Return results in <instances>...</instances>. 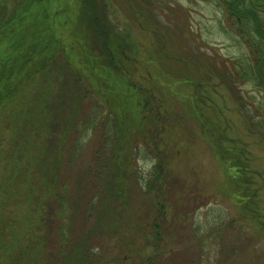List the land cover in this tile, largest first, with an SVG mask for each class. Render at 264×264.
I'll list each match as a JSON object with an SVG mask.
<instances>
[{
	"label": "trees",
	"instance_id": "16d2710c",
	"mask_svg": "<svg viewBox=\"0 0 264 264\" xmlns=\"http://www.w3.org/2000/svg\"><path fill=\"white\" fill-rule=\"evenodd\" d=\"M188 1L209 4L221 28L245 47L248 60L243 64L218 53L209 64L216 73L217 63L222 66L223 83L248 117L251 97L238 85L252 83L253 88H260V95L264 90V0ZM9 2L0 0V264H117L118 255L126 249L134 264H154L165 253L159 242L163 236L159 220L164 217L159 198L152 203L155 217L145 219L148 210L143 215V222L151 223L148 231L142 228L146 242L141 246L150 248L152 255L141 256L137 242H115L120 249L115 254L106 242H88V233L77 242L70 233L79 203L72 193L79 190L85 200L86 184L97 195L108 192L117 198L110 201L114 213L121 206L129 209L131 196L127 197L126 188H118L115 195L112 186L120 185L126 159L133 158L132 144H125L119 136V125L104 123L102 115L97 116V108L104 107L109 118L124 122L125 131L133 123V141L135 128L142 129L148 122L147 105L154 101V92L129 75L133 66L124 56L128 35L109 25L103 14L107 4L101 7L98 0H16L7 9ZM140 4L145 8L137 7L135 20L143 12L147 18L151 16L150 26L155 21L162 27L163 15L152 14L151 1L141 0ZM94 34L102 38L101 49L94 44ZM262 95L257 104L251 102L257 117L264 113ZM263 119L257 125L264 127ZM96 127L99 143L88 155L90 162L81 163L87 157L86 139ZM235 162V175L240 178L242 168L238 159ZM60 164L77 170L72 168L63 176L57 170ZM242 178L241 192L249 184ZM144 183L151 192L154 179ZM94 203L92 198L85 200L86 216L94 214ZM136 228L138 236L140 228Z\"/></svg>",
	"mask_w": 264,
	"mask_h": 264
},
{
	"label": "rangeland",
	"instance_id": "374dc122",
	"mask_svg": "<svg viewBox=\"0 0 264 264\" xmlns=\"http://www.w3.org/2000/svg\"><path fill=\"white\" fill-rule=\"evenodd\" d=\"M14 1L10 0L7 9ZM98 1L101 7L107 4L103 14L109 25L128 35L124 56L133 66L129 75L136 84L153 90L154 101L147 105L148 124L135 128L134 141L133 123L130 127L128 123L125 131L121 119L109 118L104 107L97 108V116L102 115L104 123L119 125V136L125 144H132L133 158L126 159L121 186H112L114 194L118 188H126L131 200L129 209L120 205V218L110 202L117 198L108 192L97 195L94 187L86 184V199L95 201L94 214L86 216V199L79 190L72 193L79 203L71 222V240L77 242L88 233V242H106L115 254L120 251L115 242H137L141 256L152 255L150 248L141 246L146 242L142 228L148 231L151 223H144L143 215L148 210L145 219L155 217L152 203L159 198L164 215L159 220L163 228L159 242L165 253L154 264H264V127L257 125L264 113L255 116L251 105L253 100L256 104L261 101L264 90L260 95V88H253L252 83L238 85L251 97V101L246 99L250 106L247 117L220 77L222 66L217 63L216 73L209 64L213 56L218 58L217 53L243 64L248 60L245 47L233 33L221 28L213 8L203 1L147 0L154 6V16L163 15L162 27L155 21L150 26L151 16L147 18L143 12L141 19L135 20L137 7L145 8L141 0ZM106 27L108 24L103 29ZM93 37L101 49L102 38ZM98 130L96 127L86 139L87 157L81 163L90 162L88 155L99 143ZM236 159L241 176L249 180L242 186L243 192L239 188L243 178L235 175ZM72 168L60 164L57 170L64 176ZM153 179L149 192L144 181ZM135 228H140L138 236ZM128 252L118 255L117 264H134Z\"/></svg>",
	"mask_w": 264,
	"mask_h": 264
}]
</instances>
